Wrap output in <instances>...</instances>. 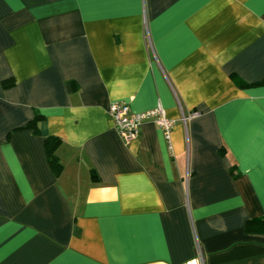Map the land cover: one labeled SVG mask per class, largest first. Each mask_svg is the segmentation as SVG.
Listing matches in <instances>:
<instances>
[{
	"label": "crops",
	"instance_id": "crops-1",
	"mask_svg": "<svg viewBox=\"0 0 264 264\" xmlns=\"http://www.w3.org/2000/svg\"><path fill=\"white\" fill-rule=\"evenodd\" d=\"M116 100L168 137L125 142ZM253 218L264 0H0V264H264Z\"/></svg>",
	"mask_w": 264,
	"mask_h": 264
},
{
	"label": "built area",
	"instance_id": "built-area-1",
	"mask_svg": "<svg viewBox=\"0 0 264 264\" xmlns=\"http://www.w3.org/2000/svg\"><path fill=\"white\" fill-rule=\"evenodd\" d=\"M107 114L113 119L116 131L125 142L131 141L138 136L140 125L145 121H154L167 137L174 123V121L165 115L164 110L160 106L136 112L124 100L111 102L107 108ZM193 114L191 115L193 116ZM199 263L202 264L203 262L200 261ZM193 264L198 263L193 261Z\"/></svg>",
	"mask_w": 264,
	"mask_h": 264
},
{
	"label": "trees",
	"instance_id": "trees-1",
	"mask_svg": "<svg viewBox=\"0 0 264 264\" xmlns=\"http://www.w3.org/2000/svg\"><path fill=\"white\" fill-rule=\"evenodd\" d=\"M12 80L3 81V85L11 86ZM69 90H73L74 87L71 82L67 83ZM41 119V115L36 113L35 116L26 124V127L32 128L34 132H38L37 123ZM61 139L56 135H48L44 139V148L47 157L49 167L56 176H59L62 172L63 166L59 161V158L56 154L57 147L60 145ZM246 231L247 232H264V218H253L246 222Z\"/></svg>",
	"mask_w": 264,
	"mask_h": 264
}]
</instances>
